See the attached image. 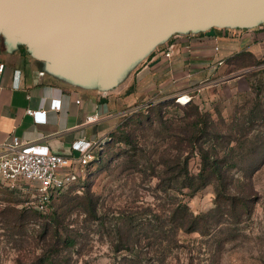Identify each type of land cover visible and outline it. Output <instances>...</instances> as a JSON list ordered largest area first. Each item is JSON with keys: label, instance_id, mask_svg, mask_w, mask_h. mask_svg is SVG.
<instances>
[{"label": "rangeland", "instance_id": "rangeland-1", "mask_svg": "<svg viewBox=\"0 0 264 264\" xmlns=\"http://www.w3.org/2000/svg\"><path fill=\"white\" fill-rule=\"evenodd\" d=\"M239 74L191 92L198 127L195 109L175 97L122 112L86 178L55 196L48 210L35 207L29 184L0 181V264H29L41 251L36 231L52 212L79 229L73 264H264V58ZM194 129L200 144L223 157L228 185L249 201L243 212L232 204L222 207L227 214L212 212L213 182L191 194L182 178L167 179L161 162L168 153L177 156L169 164L179 160L176 172L186 157L190 173L199 171L198 144L176 147ZM181 202L194 214L210 213L206 231L176 227L171 212ZM92 205L97 218L87 212Z\"/></svg>", "mask_w": 264, "mask_h": 264}, {"label": "crops", "instance_id": "crops-1", "mask_svg": "<svg viewBox=\"0 0 264 264\" xmlns=\"http://www.w3.org/2000/svg\"><path fill=\"white\" fill-rule=\"evenodd\" d=\"M263 58L262 25L178 33L157 46L119 84L102 91L56 77L23 45H12L0 35V63L4 64L0 144L15 134L52 152L77 156L87 142L100 143L125 110L234 80ZM54 99L62 102L60 110L51 108ZM27 108L47 109L46 121L37 122ZM94 114L99 115L98 121H85Z\"/></svg>", "mask_w": 264, "mask_h": 264}, {"label": "water", "instance_id": "water-1", "mask_svg": "<svg viewBox=\"0 0 264 264\" xmlns=\"http://www.w3.org/2000/svg\"><path fill=\"white\" fill-rule=\"evenodd\" d=\"M264 23V0H0V35L71 85L107 91L178 33Z\"/></svg>", "mask_w": 264, "mask_h": 264}, {"label": "trees", "instance_id": "trees-1", "mask_svg": "<svg viewBox=\"0 0 264 264\" xmlns=\"http://www.w3.org/2000/svg\"><path fill=\"white\" fill-rule=\"evenodd\" d=\"M24 48L27 50L25 46ZM257 63H252L251 65H255ZM188 105L195 109L196 117H194L192 121H195L193 123L194 127L195 125L198 127L197 124L199 123V120L201 121L198 106L192 104L190 101L186 103V106ZM186 134L187 137L180 140L179 143H176V147L181 151L183 149L186 150V147L194 148L198 144L197 148L200 150L201 167L197 173H190L185 163L187 162L186 157L184 162L185 168L183 167L176 172L175 168L176 165H178L179 160H174L173 164H169L170 161L177 156L168 153V160L161 162L162 165H166L165 171L166 175H168L167 179L177 180L182 178L184 181L183 185L191 189V194L203 188L208 183H215L216 206L212 212L215 211L221 215L227 214L224 209L222 210V207H226L229 204H232V207H236V211L247 209L249 201L245 200L243 197L239 198V194L236 193L235 190L233 191L230 185H228L227 178L229 173L223 168V157L219 156L216 151L211 152L210 147L205 148L203 144L199 143L200 137L197 136L196 129L189 133L186 132ZM215 136H217L216 138L218 139L219 135L215 134ZM185 142L187 144H184ZM218 143H220V141H218ZM216 146V143L212 144L214 150H216ZM164 180H166L164 177H160L159 184L163 185L165 182ZM226 202H228V204H226ZM87 212L90 216L97 218L98 206L92 205L88 208ZM34 213L36 214L38 212L34 211ZM171 214L175 219L176 227L186 231L197 229L202 230V227H204V231H206V227L209 225L207 219L208 214L210 213L206 212L202 214H194L189 211L186 203H179L177 207L172 210ZM46 217L47 220L36 231V237L40 242L41 251L34 255L29 264H73L72 252L79 242V229L72 227L70 222L64 224V220L55 212H52ZM219 223L220 225H223L222 221H219ZM22 263L23 262H19L18 264Z\"/></svg>", "mask_w": 264, "mask_h": 264}, {"label": "built area", "instance_id": "built-area-1", "mask_svg": "<svg viewBox=\"0 0 264 264\" xmlns=\"http://www.w3.org/2000/svg\"><path fill=\"white\" fill-rule=\"evenodd\" d=\"M261 25L264 26V23ZM3 69L4 64L0 63V73ZM181 96L175 98L179 101ZM51 108L60 110L62 102L54 99ZM26 112L37 122L46 121L45 108H27ZM98 120V114L87 116L85 119L86 122ZM102 141L94 142V145L87 142L86 147L80 149L79 155L74 156L52 152L37 141L25 140L14 134L0 144V181L12 187L29 184L33 190L32 202L35 207L40 211L48 210L57 194L86 178L91 163L99 159L96 149Z\"/></svg>", "mask_w": 264, "mask_h": 264}, {"label": "bare ground", "instance_id": "bare-ground-1", "mask_svg": "<svg viewBox=\"0 0 264 264\" xmlns=\"http://www.w3.org/2000/svg\"><path fill=\"white\" fill-rule=\"evenodd\" d=\"M186 101H189L188 95H182L179 99V102L186 103Z\"/></svg>", "mask_w": 264, "mask_h": 264}]
</instances>
